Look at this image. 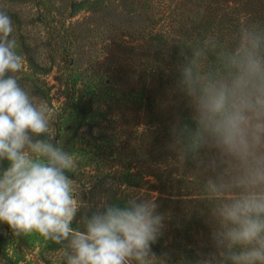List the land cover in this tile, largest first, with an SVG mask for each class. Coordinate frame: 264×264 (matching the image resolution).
Here are the masks:
<instances>
[{
	"label": "clouds",
	"instance_id": "clouds-1",
	"mask_svg": "<svg viewBox=\"0 0 264 264\" xmlns=\"http://www.w3.org/2000/svg\"><path fill=\"white\" fill-rule=\"evenodd\" d=\"M15 31L0 8V223L63 246L66 264H264V25L244 20L227 43L209 35L180 49L174 92L193 127L173 125L171 147L191 153L204 178L209 230L191 260L154 251L168 219L156 199L82 207L69 176L75 157L53 134L48 104L19 82Z\"/></svg>",
	"mask_w": 264,
	"mask_h": 264
},
{
	"label": "rangeland",
	"instance_id": "rangeland-1",
	"mask_svg": "<svg viewBox=\"0 0 264 264\" xmlns=\"http://www.w3.org/2000/svg\"><path fill=\"white\" fill-rule=\"evenodd\" d=\"M223 2L46 0L45 6L52 7L62 22L66 19L70 28L68 34L52 36L38 0H0V8L13 16L17 51L24 57L19 82L35 100L48 104L53 134L77 161L69 176L85 210L103 200L122 204L130 194L153 199L151 180L157 167L140 144L141 133L153 122V30L158 25L172 44L188 45L199 38L187 39L182 32L207 6L220 8L219 15L226 13L228 20L242 12L234 3L223 7ZM221 40L229 42L228 37ZM145 82L146 102L140 100ZM71 85L75 95L69 101ZM147 140L150 148L151 139ZM186 194L184 184L175 183L168 200L159 202L168 216L167 228L153 249L158 254L174 250L177 260L195 259L199 241L208 238L198 221L192 233L187 228ZM67 251L36 232L15 236L0 223V264H66Z\"/></svg>",
	"mask_w": 264,
	"mask_h": 264
},
{
	"label": "trees",
	"instance_id": "trees-1",
	"mask_svg": "<svg viewBox=\"0 0 264 264\" xmlns=\"http://www.w3.org/2000/svg\"><path fill=\"white\" fill-rule=\"evenodd\" d=\"M223 1V7H229L231 3H234L236 7L242 9V12L237 11L235 16L228 20L223 17L226 13L221 12V15H219L220 8L207 6L200 19L184 28L183 35L187 39L195 37L203 39L209 35H215L220 39L228 37L230 41L232 34L238 29L241 21L250 20L264 25V0ZM38 2L41 6H44L46 11L43 19L50 33L49 35L56 36L60 31L68 34L70 28L66 19L62 22L56 16L52 7H46V0H38ZM224 21H227L228 24H225ZM151 40L153 45V85L151 91L153 122L151 128H147L141 133L140 144L143 149L147 150L146 153L149 152L152 162L157 167H154L152 174L151 185L152 191L155 193L152 194V197L156 199L158 204L163 200H168L172 185L183 183L187 189L186 197L188 198H186V202L190 204L187 210L190 216L188 217L187 228H190L192 233V228L195 227L194 223L198 221L203 225L202 228L208 232L209 230L200 215L206 208V201L203 199L204 178L194 169L195 162L191 153L183 158L171 147V129L173 125L178 123L180 126L193 127L189 110L180 95L174 92V84L178 75L176 66L182 60L181 50L183 53L189 54L195 41L188 45L172 44L158 25L153 30ZM144 85V96H140V100L146 102L148 99L146 82ZM69 88L66 97L71 101L75 95V88L72 85ZM148 138L151 139L150 148L147 144ZM143 154L144 152L141 153V156ZM141 161L139 163H142ZM140 171L142 174L144 173V171ZM144 177L146 176L141 175L143 181L149 183ZM195 229L197 230V227Z\"/></svg>",
	"mask_w": 264,
	"mask_h": 264
}]
</instances>
